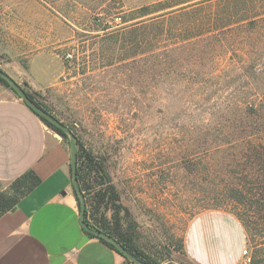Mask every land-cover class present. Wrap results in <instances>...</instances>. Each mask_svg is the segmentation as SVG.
I'll return each instance as SVG.
<instances>
[{
	"label": "rangeland",
	"instance_id": "1",
	"mask_svg": "<svg viewBox=\"0 0 264 264\" xmlns=\"http://www.w3.org/2000/svg\"><path fill=\"white\" fill-rule=\"evenodd\" d=\"M155 1L0 0V68L105 159L137 246L162 264H189L172 242L195 215L243 216L218 194L252 168L249 133L264 117L249 106L264 97V21L174 16L161 39L151 24L123 40L121 29L147 18L130 11ZM250 214L249 225L240 218L248 245L239 264H264V215Z\"/></svg>",
	"mask_w": 264,
	"mask_h": 264
},
{
	"label": "crops",
	"instance_id": "2",
	"mask_svg": "<svg viewBox=\"0 0 264 264\" xmlns=\"http://www.w3.org/2000/svg\"><path fill=\"white\" fill-rule=\"evenodd\" d=\"M30 169L41 182L0 217V264H131L82 226L70 142L21 97L2 88L0 190ZM247 245L243 223L223 209L198 213L184 234L189 264H239Z\"/></svg>",
	"mask_w": 264,
	"mask_h": 264
},
{
	"label": "trees",
	"instance_id": "3",
	"mask_svg": "<svg viewBox=\"0 0 264 264\" xmlns=\"http://www.w3.org/2000/svg\"><path fill=\"white\" fill-rule=\"evenodd\" d=\"M129 16H131V19L146 16L147 18L139 20L140 22L138 21L131 25L129 29H121L120 35H122L121 38L123 40L126 39L128 32L145 30L151 24H158L160 28L156 35L161 39L167 17L195 16L201 22L221 21L224 23L248 22L256 24L264 21V0H158L131 10ZM99 20L100 24L105 25V29H107L108 24L104 22V17L100 15ZM140 46L141 42L138 40L135 47L138 48ZM122 47L126 46L122 44ZM0 82L11 87L16 92L12 84L4 77L0 76ZM25 92L39 106H47L38 98V94L26 89ZM249 110V113L253 116L260 115L264 117V97L260 101V108L250 104ZM34 112L69 141V135L65 131L38 114L35 110ZM257 118L260 117L257 116ZM262 119L263 124L259 125V127L251 128L252 130L249 133V158L252 159L250 172L240 178V181L234 183V185L225 186L224 189H221L222 192L218 191L221 192L218 195L225 198L231 197L236 203L243 206V216L241 215L240 218L245 221L246 225L250 223L251 212L264 215V118ZM68 127L73 131L71 126L68 125ZM76 158V181L86 200L85 222L92 229L109 234L123 245L135 259L142 260L147 264H162L157 258L150 256L137 246L132 226L125 225V216L121 215V211L125 207L121 203V193L113 183L110 172L106 169L105 159L90 151L77 136ZM40 182V177L33 169H30L14 179L8 189L0 190V217L5 212L13 209L21 198L30 193ZM75 193L80 206V199L76 189ZM87 233L93 237L100 238L120 251L113 242L91 231H87ZM172 243L176 251L186 255L184 239L178 240L177 245L174 242ZM126 259L129 263L136 264L127 257Z\"/></svg>",
	"mask_w": 264,
	"mask_h": 264
},
{
	"label": "water",
	"instance_id": "4",
	"mask_svg": "<svg viewBox=\"0 0 264 264\" xmlns=\"http://www.w3.org/2000/svg\"><path fill=\"white\" fill-rule=\"evenodd\" d=\"M0 76L4 77L6 80H8L12 84L14 89L18 92V94L24 100L25 103H27L38 114L45 117L46 119H48L52 123H54L56 126L61 128L63 131H65L70 136L71 167H72L73 185H74V188L76 189L77 194H78L79 199H80V222H81L82 226L85 228V230L91 231V232L95 233L96 235L113 242L125 257H127L131 261H134L136 264H147L142 260L135 259L123 245L118 243L109 234H107L103 231L94 230L85 222L84 216H85V212H86V200H85L84 194L79 189V187L77 185V181H76V172H77L76 135L72 132V130L66 124H64L61 120H59L55 115H53L49 111L45 110L43 107L39 106L31 98H29V96L25 92V89L18 82H16L15 79L11 75H9L7 72H5L1 68H0Z\"/></svg>",
	"mask_w": 264,
	"mask_h": 264
},
{
	"label": "built area",
	"instance_id": "5",
	"mask_svg": "<svg viewBox=\"0 0 264 264\" xmlns=\"http://www.w3.org/2000/svg\"><path fill=\"white\" fill-rule=\"evenodd\" d=\"M67 57H72V54L71 53H68L67 54ZM246 252V251H245Z\"/></svg>",
	"mask_w": 264,
	"mask_h": 264
}]
</instances>
